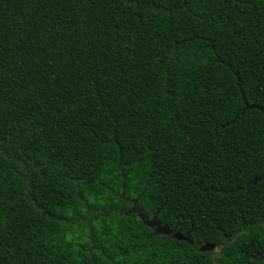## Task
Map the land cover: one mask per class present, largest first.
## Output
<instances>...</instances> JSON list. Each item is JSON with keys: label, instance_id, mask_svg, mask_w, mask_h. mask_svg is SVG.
Listing matches in <instances>:
<instances>
[{"label": "trees", "instance_id": "1", "mask_svg": "<svg viewBox=\"0 0 264 264\" xmlns=\"http://www.w3.org/2000/svg\"><path fill=\"white\" fill-rule=\"evenodd\" d=\"M0 264H264V0H0Z\"/></svg>", "mask_w": 264, "mask_h": 264}, {"label": "water", "instance_id": "2", "mask_svg": "<svg viewBox=\"0 0 264 264\" xmlns=\"http://www.w3.org/2000/svg\"><path fill=\"white\" fill-rule=\"evenodd\" d=\"M154 224V222L152 223V225ZM158 228H160V231L163 233V234H166V235H170L178 240H184V241H187L191 244L194 243V240L192 238V236H190V232H188L187 234H184L180 231H175L172 230L171 228L169 227H166V226H161L160 224H158ZM216 248V245L214 244H210V243H205L201 246V250L202 251H210V250H213Z\"/></svg>", "mask_w": 264, "mask_h": 264}, {"label": "rangeland", "instance_id": "3", "mask_svg": "<svg viewBox=\"0 0 264 264\" xmlns=\"http://www.w3.org/2000/svg\"><path fill=\"white\" fill-rule=\"evenodd\" d=\"M132 210L142 213V216H143L144 218H148L147 220H149V221H151V220L154 221V220H155V218L146 217V214L144 213V211H143L142 209H140V208L137 206V202L135 203V206L133 207ZM163 226H164V225H163ZM166 227H168V226H166ZM169 228H170V227H169ZM245 229H249V231H250L251 228L246 227ZM242 231H243L242 228L239 229V234H236L237 236L235 237L236 240H237L238 237H240V236L242 235ZM251 232H254V229H252ZM186 234H187V233H186Z\"/></svg>", "mask_w": 264, "mask_h": 264}, {"label": "bare ground", "instance_id": "4", "mask_svg": "<svg viewBox=\"0 0 264 264\" xmlns=\"http://www.w3.org/2000/svg\"><path fill=\"white\" fill-rule=\"evenodd\" d=\"M162 226V225H161Z\"/></svg>", "mask_w": 264, "mask_h": 264}]
</instances>
